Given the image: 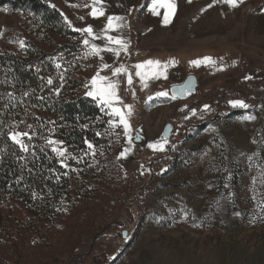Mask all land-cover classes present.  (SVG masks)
<instances>
[{"label": "rangeland", "instance_id": "rangeland-1", "mask_svg": "<svg viewBox=\"0 0 264 264\" xmlns=\"http://www.w3.org/2000/svg\"><path fill=\"white\" fill-rule=\"evenodd\" d=\"M47 1L76 28L100 31L108 15L125 17L120 35L130 41L128 52L119 58L102 53L112 67L124 63L134 74L133 65L163 60L167 56L156 52L165 50L180 52L188 65L171 68L167 79H148L147 88L135 75L131 87L126 76L118 77L123 102L118 106L125 113L123 105L132 106V142L122 125L99 131L105 140L98 144L88 139L96 155L83 156L79 164L70 159V168H64L70 199L26 204L0 197V264H264V0H244L235 8L176 0L168 25L161 23L164 9L159 16L149 12L151 0H105L106 14L98 19L84 7L91 0ZM0 33L1 51L21 57L35 45L51 57L63 53V68L75 66L85 83L100 70L99 57L80 60L76 48H69L81 36L45 34L30 15L8 6L0 7ZM204 57L215 64L190 63ZM110 69L101 73L112 77ZM189 74L198 77L197 91L171 99L169 86ZM161 91L169 96L156 97ZM234 99L250 107L232 108L228 101ZM206 104L210 111H204ZM37 113L39 126L27 124L36 129L30 147L50 149L45 137L57 125ZM168 123L174 129L167 151H149L144 145L164 137ZM52 138L63 140L78 158L86 149L68 144L58 131Z\"/></svg>", "mask_w": 264, "mask_h": 264}, {"label": "trees", "instance_id": "trees-1", "mask_svg": "<svg viewBox=\"0 0 264 264\" xmlns=\"http://www.w3.org/2000/svg\"><path fill=\"white\" fill-rule=\"evenodd\" d=\"M49 5L47 0H0V7L8 6L30 15L38 30L45 34L53 32L60 36L69 34L79 37V33L65 25L61 11ZM72 47L78 51L80 60L83 59L81 42L69 45V48ZM51 56L52 53L35 45L26 49V54L21 57L0 50V197L17 199L26 204L41 199L53 204L68 200L71 198L70 182L64 175L65 169L50 149L43 148L44 151H41L42 147H30L25 153L13 144L8 139V133L14 127L25 130L29 122L36 124L37 112L45 113L56 121L57 131L63 139L77 148L86 147L83 143L85 139L96 144L104 141L95 133L108 127V116L90 97L81 93L85 82L75 74L76 67L69 66L67 71L62 68L60 73H63L64 80L61 81ZM40 77H52L53 87L63 84L60 95L51 93L47 86L42 90ZM26 92L29 95L25 96ZM8 93H12L14 99H10ZM41 96L44 97L42 101L39 99ZM85 124L87 127L81 128Z\"/></svg>", "mask_w": 264, "mask_h": 264}, {"label": "snow or ice", "instance_id": "snow-or-ice-1", "mask_svg": "<svg viewBox=\"0 0 264 264\" xmlns=\"http://www.w3.org/2000/svg\"><path fill=\"white\" fill-rule=\"evenodd\" d=\"M189 2H191V0H189ZM243 2L244 0H212V3L209 4L208 7L211 8L213 4L216 3H223V4H227L229 7L235 8L238 7L240 4H242ZM49 6L55 8V5H49ZM72 6L76 7L77 5H72ZM84 7H89L91 9L88 15L93 19L104 17L106 14L105 0H91V3L85 4ZM161 9H164L163 19L161 23L163 25L170 24L171 19L176 12V0H151L148 10L152 15L159 16L161 14L160 12ZM5 11H7V9H5ZM60 15L65 25L73 32L79 33L80 36L82 37L81 46L84 49L83 57L88 58L94 56V57H99L100 60V70L97 71L96 74L92 76L89 82L83 85V87L86 89L85 96L90 97L100 108V110L110 117V119L107 120V124L110 129H114L121 125L123 126L124 135L128 138L129 144H131L132 137L130 135V124L128 117H130L132 114V106L126 104L123 105V107L127 109L126 113L122 110L120 106H118L123 103L121 97L118 95L119 86H120V81L118 77L122 75L126 76L127 84L129 87H131L133 84V75H135V77L139 78L142 87L147 88L148 84L146 81L148 79H160L161 77L167 79V69L169 65L174 64L175 61L161 62L158 60L155 61L147 60L141 63H137L132 66L135 68L134 74L124 63H120L119 66L112 67L110 64L104 62V56L102 55V53H112L116 58H119L122 52L123 53L128 52L130 41L124 39L123 36L120 35L121 30L124 27H126L125 17L119 15H108L104 28L100 31H94L92 25H87L86 27L83 28H76L73 26L72 21L69 20L68 17L64 15L63 12H61ZM79 19L83 20L84 17H79ZM112 33H117V34L113 35ZM98 40L104 42L103 46L95 43V41ZM18 43L22 49L26 47V43L24 40H19ZM50 59L55 69L59 73V79L63 81L64 80L63 73H60V70L63 68V64L61 63V61L64 60L63 53H61L59 56L51 57ZM190 63L192 65L199 67L202 63L215 64V61L211 57H204L202 59L191 61ZM109 68H111L112 77H117V79H112V77L101 75V71ZM39 71L40 69L37 68L36 72L39 73ZM64 71H67V69L65 68ZM251 78H252L251 76L245 77V79H251ZM40 80L43 82V84L41 85L42 90L44 86H47L51 93L55 94L56 96L60 95L63 84H61L59 87H53L54 80L52 77H48L46 79L44 77H40ZM190 91H191V87L190 84H188L179 90V94L180 95H183L184 93L190 94ZM24 95L27 96L29 95V93L26 92L24 93ZM133 95H135V92H133ZM8 96L10 99H14L12 93H8ZM155 96L167 97L169 96V92L167 91L157 92L155 93ZM153 98H154L153 96H149L148 100L151 101ZM176 98H177V92L174 91L171 94V99H176ZM39 99L42 101L44 100V97L41 96L39 97ZM228 104L232 108L248 109L250 107V105L247 104L242 99L229 100ZM204 111H210V106L207 104L204 105ZM191 112L192 115H195L196 110L192 109ZM116 117L119 118L118 122L115 119ZM36 119L39 120V117H37ZM244 119L254 120L255 117L246 116L244 117ZM48 123L52 125H56V121H49ZM26 127L28 130L25 131L16 130L14 127V129L8 133V139L11 140L13 144L17 145L22 152L25 153L29 152L31 146L30 142L36 136V129L33 128V125L29 124ZM40 127L42 128L43 125H40ZM86 127H87L86 124L81 125V128H86ZM48 131L50 135L48 137H45V143L48 147H50L51 152L55 154L56 158L58 159V162L61 164L63 168H70V165L67 162L70 159L74 160L77 164H79L83 162V156L96 155L95 145L88 139H85L83 141V143L86 145V149L83 150V155L78 158L77 156L73 155L72 152L68 151L67 147L64 146L63 140L52 138V136L55 135L57 132V127H52ZM95 135L100 136L101 133L96 132ZM168 145H169V141L167 137H162L160 140H157L153 143H149L147 146L153 151L165 152L167 151ZM40 150L44 151L43 147ZM127 151L128 149H125V151L121 152L117 158L118 159L124 158L125 152ZM21 159H23V157H21ZM75 170L76 169H73V171ZM162 171H166V169H162ZM64 175H67V173L65 172ZM262 207H264V205H262Z\"/></svg>", "mask_w": 264, "mask_h": 264}, {"label": "water", "instance_id": "water-1", "mask_svg": "<svg viewBox=\"0 0 264 264\" xmlns=\"http://www.w3.org/2000/svg\"><path fill=\"white\" fill-rule=\"evenodd\" d=\"M198 77L195 75V74H189L183 82L179 83V84H173L170 86V92H177V97H179L180 99H186L190 94H193L197 91V87H198ZM190 84V87H191V91H190V94L189 93H184L183 95H180L179 94V90ZM174 129V125L172 123H168L165 128H164V131H163V136L164 137H169L170 134L172 133ZM137 141H140V137L138 136ZM126 234V235H125ZM128 234V231L125 230L123 231V236L126 237Z\"/></svg>", "mask_w": 264, "mask_h": 264}, {"label": "crops", "instance_id": "crops-1", "mask_svg": "<svg viewBox=\"0 0 264 264\" xmlns=\"http://www.w3.org/2000/svg\"><path fill=\"white\" fill-rule=\"evenodd\" d=\"M262 12H264V8H263V10H262ZM156 53H158V54H161V55H165V56H167L166 58H164L163 60H160L161 62H169V61H175V63L174 64H170L169 65V67H168V69H167V71H169L170 72V74L173 72L172 70H174V69H176V68H178V66L179 67H186L188 64L187 63H183L182 62V60L179 58V55H180V52H178V51H171V50H165V51H159V52H156ZM174 56V59L175 60H171V56ZM172 56V57H173ZM185 62H188L189 60H188V57H187V59L186 60H184ZM171 68H172V70H171ZM111 70V69H110ZM109 70V71H110ZM111 72V71H110ZM105 73L103 72V73H101V75H104ZM173 85V84H172ZM171 86V85H170ZM170 86H169V89H170ZM130 123H133V120H130ZM135 123V122H134ZM135 125V128L136 129H138V130H141L143 127L141 126H139V125H136V124H134ZM136 134H137V137L138 136H140V133L137 131L136 132ZM137 139V138H136ZM140 139L142 140V137L140 136ZM140 140V141H141ZM155 142V141H154ZM149 143H153V141L152 142H147L144 146L149 150V151H151L152 149H150L147 145L149 144ZM146 150V149H145ZM147 151V150H146ZM182 264H189V263H186V262H184V263H182Z\"/></svg>", "mask_w": 264, "mask_h": 264}]
</instances>
